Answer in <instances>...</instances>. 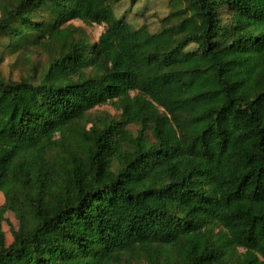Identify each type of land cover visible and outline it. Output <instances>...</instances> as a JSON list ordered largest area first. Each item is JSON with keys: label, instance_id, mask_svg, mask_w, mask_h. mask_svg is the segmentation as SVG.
I'll return each instance as SVG.
<instances>
[{"label": "trees", "instance_id": "16d2710c", "mask_svg": "<svg viewBox=\"0 0 264 264\" xmlns=\"http://www.w3.org/2000/svg\"><path fill=\"white\" fill-rule=\"evenodd\" d=\"M122 1L0 0L50 56L0 67V264H264V0H169L157 32Z\"/></svg>", "mask_w": 264, "mask_h": 264}, {"label": "rangeland", "instance_id": "374dc122", "mask_svg": "<svg viewBox=\"0 0 264 264\" xmlns=\"http://www.w3.org/2000/svg\"><path fill=\"white\" fill-rule=\"evenodd\" d=\"M116 13L119 17L125 16V18L135 28H139L143 25H147L152 32H157L161 28V20L166 17L171 10L169 0H139L134 2L132 0H123L115 5ZM44 17L46 11H41ZM40 17L39 19H41ZM69 23L77 26L84 27L90 34L91 40H98L99 36L105 31V25L93 24L87 25L82 21L75 19ZM9 37H2L0 40V56H3V60L0 63L3 74L7 78L19 80L23 76L34 74L37 70L41 72L48 66L49 54L43 49H21L18 52H13L10 47ZM195 44L189 47L190 50L196 49ZM105 113H109L116 118H121V111L118 110L112 103L103 104L95 107L90 111L89 120L94 121L99 116H103ZM92 124L90 123V126ZM134 132L139 128L138 125L129 126ZM60 136V132L56 131L51 134V137L57 138ZM6 197L2 189H0V205L4 204ZM6 220L3 223L4 230L7 235L8 243L13 241V232L17 230L20 225V220L16 213L7 212ZM122 264H149L145 260H133L131 263L124 262Z\"/></svg>", "mask_w": 264, "mask_h": 264}]
</instances>
